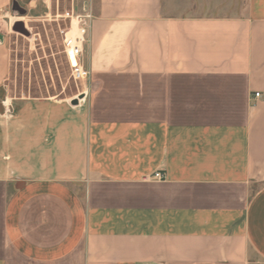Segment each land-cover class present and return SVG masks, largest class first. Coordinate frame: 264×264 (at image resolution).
Instances as JSON below:
<instances>
[{
  "label": "crops",
  "instance_id": "crops-1",
  "mask_svg": "<svg viewBox=\"0 0 264 264\" xmlns=\"http://www.w3.org/2000/svg\"><path fill=\"white\" fill-rule=\"evenodd\" d=\"M88 39L83 99L8 103L0 29V264H264V0H97Z\"/></svg>",
  "mask_w": 264,
  "mask_h": 264
},
{
  "label": "rangeland",
  "instance_id": "rangeland-1",
  "mask_svg": "<svg viewBox=\"0 0 264 264\" xmlns=\"http://www.w3.org/2000/svg\"><path fill=\"white\" fill-rule=\"evenodd\" d=\"M27 11L22 16L12 5L0 20L10 49L11 69L4 86L6 99L51 97L79 101L85 85L72 78L63 51L60 30L66 26L62 15L73 8L79 12L92 2L94 14L97 0H16ZM22 23L27 34L15 30Z\"/></svg>",
  "mask_w": 264,
  "mask_h": 264
},
{
  "label": "built area",
  "instance_id": "built-area-1",
  "mask_svg": "<svg viewBox=\"0 0 264 264\" xmlns=\"http://www.w3.org/2000/svg\"><path fill=\"white\" fill-rule=\"evenodd\" d=\"M94 15L92 2H86L79 12L73 8L62 15L69 22L60 30L63 51L68 60L72 78L77 82H85L90 76V71L84 64V57ZM256 96L259 97L260 94ZM155 178L162 179V174H155Z\"/></svg>",
  "mask_w": 264,
  "mask_h": 264
},
{
  "label": "water",
  "instance_id": "water-1",
  "mask_svg": "<svg viewBox=\"0 0 264 264\" xmlns=\"http://www.w3.org/2000/svg\"><path fill=\"white\" fill-rule=\"evenodd\" d=\"M12 9H13V11L18 12L22 16L26 15V13H27V11L25 9H23L16 0H14L12 2ZM15 30L18 31V32H21V33H25V34L28 33L26 31V29L23 27V24L22 23H18L15 26Z\"/></svg>",
  "mask_w": 264,
  "mask_h": 264
}]
</instances>
